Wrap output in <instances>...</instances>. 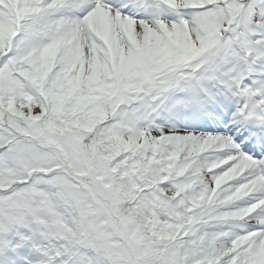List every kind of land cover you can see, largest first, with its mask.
Instances as JSON below:
<instances>
[{"label":"snow or ice","instance_id":"1","mask_svg":"<svg viewBox=\"0 0 264 264\" xmlns=\"http://www.w3.org/2000/svg\"><path fill=\"white\" fill-rule=\"evenodd\" d=\"M0 264H264V0H0Z\"/></svg>","mask_w":264,"mask_h":264}]
</instances>
